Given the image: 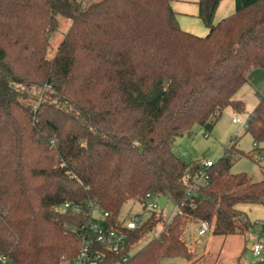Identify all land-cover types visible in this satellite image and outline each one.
I'll return each instance as SVG.
<instances>
[{
  "label": "trees",
  "instance_id": "16d2710c",
  "mask_svg": "<svg viewBox=\"0 0 264 264\" xmlns=\"http://www.w3.org/2000/svg\"><path fill=\"white\" fill-rule=\"evenodd\" d=\"M175 0H0V257L7 264H65L79 256L93 212L122 234L114 253L92 242L96 264H160L193 259L184 236L207 222L217 236L236 232L241 205H264V180L232 174L245 156L231 143L196 184L201 166L174 152L194 126L214 129L223 111H245L235 98L264 69V0H192L205 36L183 30ZM59 17L71 21L53 58ZM246 133L264 144V96ZM259 150V149H257ZM177 205L136 230L120 219L146 195ZM69 204V208H64ZM164 211V210H163ZM161 211V213L163 212ZM128 256L127 262L123 259Z\"/></svg>",
  "mask_w": 264,
  "mask_h": 264
},
{
  "label": "rangeland",
  "instance_id": "374dc122",
  "mask_svg": "<svg viewBox=\"0 0 264 264\" xmlns=\"http://www.w3.org/2000/svg\"><path fill=\"white\" fill-rule=\"evenodd\" d=\"M225 1L229 0H223L220 3L214 23L222 20L223 17L218 19V10ZM59 22L60 29L51 36L48 58L55 56L62 37L71 24L70 20L63 17H59ZM202 26L207 29L203 23ZM207 32L208 30L205 35ZM237 95L242 97L241 101L245 105L244 112L238 113L232 107H227L213 130L206 131L199 125L194 126L191 136L185 134L176 139L173 152L185 163L199 165L207 161L216 163L222 158L226 148L231 143H236L239 149L245 154H249V157L245 156L238 161L231 169V173H244L249 175L254 182H261L264 180V144L255 146L252 137L246 133L245 126L233 122L234 119L248 120L256 106V95L248 84H244ZM145 203L146 207L138 202H128L120 211V219L125 225L131 223L134 217H138L144 222L154 215L156 219L160 220L155 228L146 235L144 242L131 251L128 256L133 255L138 248L158 236L162 230V222L169 221L177 210V205L172 201L167 202L162 213L159 208H149V204L159 205V198L156 196L146 200ZM240 207L245 211V215L238 223L234 234L217 236L210 232L206 236L200 237L196 232L197 225L190 224L184 238L193 253V259L186 261L180 258H166L160 264H254L259 260L252 252L254 245L260 243L264 251V226L261 227L257 224V222H264V205H241ZM101 218V214L95 210L93 212L94 224L100 225Z\"/></svg>",
  "mask_w": 264,
  "mask_h": 264
},
{
  "label": "built area",
  "instance_id": "2783aa9c",
  "mask_svg": "<svg viewBox=\"0 0 264 264\" xmlns=\"http://www.w3.org/2000/svg\"><path fill=\"white\" fill-rule=\"evenodd\" d=\"M233 122L236 124H240L241 126H245V128L247 127L248 123V121H241L239 119H234ZM200 166L201 170L198 174L196 184L206 185L210 180L208 170L213 166V162H203ZM153 197L155 196L148 193L146 195V200L152 199ZM148 207L151 209H160V205L158 204H149ZM64 208H69V204H66ZM98 212L101 214L102 217L100 220L101 224L99 225L92 223L89 226L83 228L85 229L86 233L83 237V244L79 256L74 260L65 262V264H96L101 259V257L97 253H92L91 245L93 241L114 253H118L123 248L125 244L124 236L115 231L104 229V227L102 226V222L105 220L108 214L104 213L102 210H98ZM171 219L168 222H170ZM142 223L143 222L138 217H134L133 221L131 223L126 224L125 226L130 230H136L141 226ZM257 224L261 227L264 226V222H257ZM196 232L197 235L200 237L206 236L211 232V228L207 222H201L197 226ZM252 252L254 256L259 258V260L256 261L254 264H264V251L260 243L254 245ZM127 259L128 256L123 259V263H126ZM0 264H7V259L5 257H0Z\"/></svg>",
  "mask_w": 264,
  "mask_h": 264
},
{
  "label": "crops",
  "instance_id": "0c3cea01",
  "mask_svg": "<svg viewBox=\"0 0 264 264\" xmlns=\"http://www.w3.org/2000/svg\"><path fill=\"white\" fill-rule=\"evenodd\" d=\"M173 10L177 15V21L179 26L183 30L199 36H205V32L208 29H205L202 26L201 20H199L198 18L199 9L196 2L192 0H175L173 3ZM234 11L235 1H225L221 4L218 10V19H221L222 17L225 18L233 14ZM247 84L248 86H250V88L254 91L256 95L257 102L255 105L257 106L260 96H264V69L253 71L251 74L250 81ZM239 96L236 94L235 98L237 100H241L242 97ZM242 207H239V209L245 213Z\"/></svg>",
  "mask_w": 264,
  "mask_h": 264
},
{
  "label": "water",
  "instance_id": "95a60500",
  "mask_svg": "<svg viewBox=\"0 0 264 264\" xmlns=\"http://www.w3.org/2000/svg\"><path fill=\"white\" fill-rule=\"evenodd\" d=\"M168 202V199L164 196L159 197V205H160V210L163 211L166 207V204Z\"/></svg>",
  "mask_w": 264,
  "mask_h": 264
}]
</instances>
